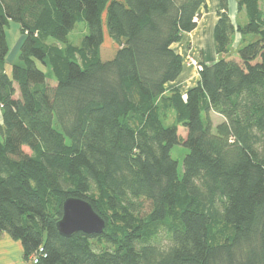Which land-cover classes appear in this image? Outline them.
I'll return each instance as SVG.
<instances>
[{
    "label": "trees",
    "instance_id": "obj_1",
    "mask_svg": "<svg viewBox=\"0 0 264 264\" xmlns=\"http://www.w3.org/2000/svg\"><path fill=\"white\" fill-rule=\"evenodd\" d=\"M261 1L238 0L234 23L221 0L220 58L184 98L166 90L183 70L172 45L206 0H0V236L38 264H264ZM10 21L23 35L11 76ZM176 145L189 150L182 176ZM69 198L92 205L103 234L59 233Z\"/></svg>",
    "mask_w": 264,
    "mask_h": 264
},
{
    "label": "crops",
    "instance_id": "obj_2",
    "mask_svg": "<svg viewBox=\"0 0 264 264\" xmlns=\"http://www.w3.org/2000/svg\"><path fill=\"white\" fill-rule=\"evenodd\" d=\"M237 1L228 0V14L234 23L238 17ZM206 3V8L202 7L200 10L201 18L197 28L190 33H185L180 42L172 45V49L182 57L183 70L176 81L166 85V90L178 89L184 98L188 91L197 86L200 81V74L190 64V60L195 59L200 63L212 64L220 58L215 51L214 28L222 12L221 0H206ZM20 44L19 41L18 46ZM2 124L0 108V127ZM0 264H34V262L33 259L26 260L21 241L5 233L0 236Z\"/></svg>",
    "mask_w": 264,
    "mask_h": 264
},
{
    "label": "rangeland",
    "instance_id": "obj_3",
    "mask_svg": "<svg viewBox=\"0 0 264 264\" xmlns=\"http://www.w3.org/2000/svg\"><path fill=\"white\" fill-rule=\"evenodd\" d=\"M260 7L264 11V2H260ZM105 31V43L102 46L101 49V54L104 59L110 58L114 51H115V46L111 42V39L108 36L107 33V28H104ZM88 34V27L86 22H80L77 24L75 30L70 34L69 40L72 44L76 46H80L82 44V41L84 37ZM22 33H21V25L17 22L10 21L9 25L6 27V37H7V42L9 46V54L6 59V72L11 76L12 75V67L13 64L19 62V46L18 43L19 41L21 42L22 40ZM239 40H240V35H236V39L234 40L231 48V55L235 56L237 48L239 46ZM56 41L53 39H49V44H55ZM39 68L42 69L46 73H51V69L48 67H44L41 63L38 64ZM48 85L51 87H54L56 85V82L53 79L48 80ZM175 114L171 113L166 121V125H172L175 123ZM222 120V118L216 114H213V121L214 124L219 123ZM179 134L186 136V130L179 126ZM26 151H28L26 149ZM189 150L183 146V145H176L172 151L171 155L174 160L178 162V172L179 175L182 176L183 173V163L186 155L188 154Z\"/></svg>",
    "mask_w": 264,
    "mask_h": 264
},
{
    "label": "water",
    "instance_id": "obj_4",
    "mask_svg": "<svg viewBox=\"0 0 264 264\" xmlns=\"http://www.w3.org/2000/svg\"><path fill=\"white\" fill-rule=\"evenodd\" d=\"M57 229L67 238L78 232L98 236L104 233L106 222L86 200L69 198L63 203V214Z\"/></svg>",
    "mask_w": 264,
    "mask_h": 264
},
{
    "label": "built area",
    "instance_id": "obj_5",
    "mask_svg": "<svg viewBox=\"0 0 264 264\" xmlns=\"http://www.w3.org/2000/svg\"><path fill=\"white\" fill-rule=\"evenodd\" d=\"M190 64L196 69V71H197L198 73L201 72V71L203 70V66H202V64H201L199 61L195 60V59H191V60H190ZM41 251H42V250H41ZM33 262H34V264H38V259L33 258Z\"/></svg>",
    "mask_w": 264,
    "mask_h": 264
}]
</instances>
